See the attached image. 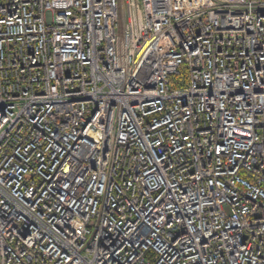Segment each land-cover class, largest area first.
<instances>
[{
    "label": "built area",
    "instance_id": "built-area-1",
    "mask_svg": "<svg viewBox=\"0 0 264 264\" xmlns=\"http://www.w3.org/2000/svg\"><path fill=\"white\" fill-rule=\"evenodd\" d=\"M0 264H264V0H0Z\"/></svg>",
    "mask_w": 264,
    "mask_h": 264
}]
</instances>
